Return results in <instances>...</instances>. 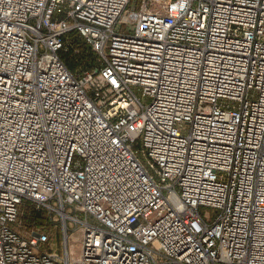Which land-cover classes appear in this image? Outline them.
I'll use <instances>...</instances> for the list:
<instances>
[{
	"label": "built area",
	"instance_id": "2783aa9c",
	"mask_svg": "<svg viewBox=\"0 0 264 264\" xmlns=\"http://www.w3.org/2000/svg\"><path fill=\"white\" fill-rule=\"evenodd\" d=\"M0 264H264V0H0Z\"/></svg>",
	"mask_w": 264,
	"mask_h": 264
},
{
	"label": "rangeland",
	"instance_id": "374dc122",
	"mask_svg": "<svg viewBox=\"0 0 264 264\" xmlns=\"http://www.w3.org/2000/svg\"><path fill=\"white\" fill-rule=\"evenodd\" d=\"M201 213H203L205 216H207L208 213L211 214V210H209V209L201 210ZM53 218L60 219L58 216H55V217L53 216ZM42 220H45V217L42 218ZM50 230H52V244L54 246V243H55L54 234H57L58 228L56 225H52V226H50ZM80 234H81V231H80L79 227H77V228L72 227V235L70 237V249L73 250L74 256L76 255V253L79 254L80 248H79V244H78L79 242L78 241L80 239ZM60 249H61L60 251H62V253H63V249L62 248H60Z\"/></svg>",
	"mask_w": 264,
	"mask_h": 264
},
{
	"label": "trees",
	"instance_id": "16d2710c",
	"mask_svg": "<svg viewBox=\"0 0 264 264\" xmlns=\"http://www.w3.org/2000/svg\"><path fill=\"white\" fill-rule=\"evenodd\" d=\"M90 58H91V54L90 53H85V51L81 54V55H78L77 57H75V58H73V60H69V61H67V65H68V67L71 69V70H73L74 68H75V66H76V64H75V62H72V61H77V62H80V63H82V62H88L89 60H90Z\"/></svg>",
	"mask_w": 264,
	"mask_h": 264
}]
</instances>
